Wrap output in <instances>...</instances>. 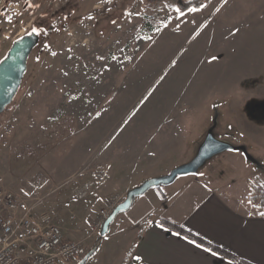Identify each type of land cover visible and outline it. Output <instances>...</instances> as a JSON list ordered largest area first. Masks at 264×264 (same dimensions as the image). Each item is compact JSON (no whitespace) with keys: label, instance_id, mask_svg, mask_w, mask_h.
<instances>
[{"label":"rangeland","instance_id":"rangeland-1","mask_svg":"<svg viewBox=\"0 0 264 264\" xmlns=\"http://www.w3.org/2000/svg\"><path fill=\"white\" fill-rule=\"evenodd\" d=\"M201 1L181 12L166 1L38 0L28 13L23 0H0V60L31 25L40 34L0 114V177L22 209L42 224L72 212L86 221L189 161L216 122L214 135L249 158L226 151L149 189L111 231L137 225L154 191L180 183V197L213 189L248 210L250 183H264V0ZM124 238L86 264L116 257Z\"/></svg>","mask_w":264,"mask_h":264},{"label":"crops","instance_id":"crops-1","mask_svg":"<svg viewBox=\"0 0 264 264\" xmlns=\"http://www.w3.org/2000/svg\"><path fill=\"white\" fill-rule=\"evenodd\" d=\"M184 183L182 187L187 186ZM180 184L154 191L148 198L152 206L137 225H130L123 231L116 227L111 231L112 222L94 254L104 248L109 237L123 235L126 239L122 247L114 248L119 250L117 256L104 264H236L160 222L167 220L251 264H264V215L252 211L249 204L248 210L239 208L229 200L234 197L213 189L195 188L180 197L176 195ZM72 213L71 217H62L65 222H60L64 238H86L87 227L98 217L100 210L92 216H85L88 219L82 222L79 213ZM91 238L86 239L89 248L93 244ZM114 250L109 251L116 252Z\"/></svg>","mask_w":264,"mask_h":264},{"label":"built area","instance_id":"built-area-1","mask_svg":"<svg viewBox=\"0 0 264 264\" xmlns=\"http://www.w3.org/2000/svg\"><path fill=\"white\" fill-rule=\"evenodd\" d=\"M108 210L90 224L86 238L66 239L56 223H40L30 208H21L19 195L0 177V264H74L87 252L86 239L98 236Z\"/></svg>","mask_w":264,"mask_h":264},{"label":"water","instance_id":"water-1","mask_svg":"<svg viewBox=\"0 0 264 264\" xmlns=\"http://www.w3.org/2000/svg\"><path fill=\"white\" fill-rule=\"evenodd\" d=\"M39 37L31 32L15 40L5 56L0 60V114L12 102L22 78L27 69L28 56L38 44ZM216 122L207 129L204 140L199 145L195 155L187 162L172 168L167 174L150 177L137 186L129 189L125 198L116 204L103 221L100 236H105L110 224L116 216L126 211L133 203L135 197L140 196L151 188L172 184L179 176L195 175L213 157L226 151H241L248 158L244 145H233L223 139L217 138L213 131ZM91 253L86 254L77 264H85Z\"/></svg>","mask_w":264,"mask_h":264},{"label":"trees","instance_id":"trees-1","mask_svg":"<svg viewBox=\"0 0 264 264\" xmlns=\"http://www.w3.org/2000/svg\"><path fill=\"white\" fill-rule=\"evenodd\" d=\"M146 1L148 3H160V2L166 1L176 6L181 12H186L190 9H199L203 4L201 0H146ZM257 163H259L258 160H257ZM247 199H248V203L252 211L254 212L260 211L257 213L264 214V183H250ZM160 222L167 228H170L171 230L207 247L208 249L216 252L217 254L234 261L236 264H251L239 257H236L235 255L231 254L225 249L220 248L216 245H213L209 243L208 241L204 240L203 238L194 235L193 233L183 229L179 225L173 224L167 220H160ZM102 239H103L102 236H98L95 239L92 246L86 253V254L91 253L88 259L99 249L102 243Z\"/></svg>","mask_w":264,"mask_h":264},{"label":"flooded vegetation","instance_id":"flooded-vegetation-1","mask_svg":"<svg viewBox=\"0 0 264 264\" xmlns=\"http://www.w3.org/2000/svg\"><path fill=\"white\" fill-rule=\"evenodd\" d=\"M37 1H38V0H23L21 9L23 10V12L29 10L28 13H31L32 3H33V2L36 3ZM39 1H42V0H39ZM7 3H8V2H7ZM49 3H50V2H49ZM0 11H1V12L4 11V8H1ZM31 32L36 33V34L38 35V37H39V40H40V36H39L40 34H39V32H38L34 27H32V25H31V28H30L26 33H24L23 35H21L20 37H22V36H24V35H26V34H29V33H31ZM20 37H19V38H20ZM19 38H17V39H19ZM17 39H14V40L12 41V43H13L15 40H17ZM12 43H11V45H12ZM38 43H39V41H38ZM11 45H10V46H11ZM37 45H38V44H37ZM37 45H36V46H37ZM36 46L32 49L31 53H30L29 56H28V59L30 58L32 52L35 50ZM4 56H5V55H4ZM27 61H28V60H27Z\"/></svg>","mask_w":264,"mask_h":264},{"label":"snow or ice","instance_id":"snow-or-ice-1","mask_svg":"<svg viewBox=\"0 0 264 264\" xmlns=\"http://www.w3.org/2000/svg\"><path fill=\"white\" fill-rule=\"evenodd\" d=\"M0 63H2V62H0ZM262 215H264V214H262Z\"/></svg>","mask_w":264,"mask_h":264}]
</instances>
